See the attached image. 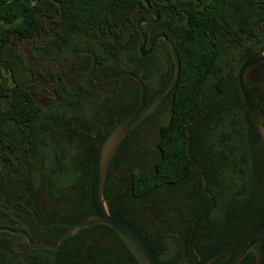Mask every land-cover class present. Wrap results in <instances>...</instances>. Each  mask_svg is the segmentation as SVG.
Returning a JSON list of instances; mask_svg holds the SVG:
<instances>
[{
    "label": "trees",
    "instance_id": "1",
    "mask_svg": "<svg viewBox=\"0 0 264 264\" xmlns=\"http://www.w3.org/2000/svg\"><path fill=\"white\" fill-rule=\"evenodd\" d=\"M149 1L160 19L143 27L147 35L155 37L165 33L173 41L181 60V76L167 102L171 113L168 121L160 126L159 153L153 167L149 173L140 174L132 169L133 162H127V172L132 177L126 184L145 202L151 193L186 184L187 180L192 183L194 173L195 179L202 183L192 159L198 163L216 199L214 209L200 224L202 227L207 219L213 223L212 231L203 233L209 245L207 250L198 242L202 255L206 256L219 246L248 235L264 217V147L238 82L244 61L264 48V33L259 28V21L264 18V0H199L203 5L199 9L197 0H178L175 4V14L181 18L178 22L174 17V0ZM146 17L153 16L143 0H0V91L4 90L8 96L14 92L8 108L0 111V170L16 169L15 162L6 155L9 150H23V162L42 173L41 177L39 174L34 177L37 181L33 185L49 189L48 194L40 195L39 204H32L43 222H75L85 217L44 218L38 206L44 203L45 197L59 207L62 202L71 206L81 202L82 210L87 208L90 212L89 185L95 147L88 158L82 157V144L70 139L68 133L80 115L101 119L103 94L77 87L57 89L54 105H38L25 88L14 87L16 75L25 67L18 52L20 43L25 38L49 33L48 24L51 38L42 47L33 43V50L67 61L76 51L89 47L96 54L98 69L102 70L99 75L119 71L137 74L148 87L146 102L150 103L170 84L174 63L163 40L155 44L150 54H140L142 35L138 21ZM258 67L256 78L248 75V79L264 109V62ZM63 93L67 94L63 96ZM139 98L140 89L131 112L138 107ZM160 112L161 109L155 114ZM109 128L99 132V136ZM62 132L66 133L65 137ZM125 144L126 140L115 158ZM109 179L108 176L107 182ZM203 196L206 204L203 208L195 206L196 217L212 203ZM6 211L12 219L7 227L26 231L34 242H50L44 238L48 232L64 231L59 227L39 226L31 213L20 208ZM99 226L88 229L92 232ZM102 227L118 235L112 228ZM82 232L88 234L87 229ZM218 233L223 235L219 237ZM4 238L11 241L23 237L1 232L0 239ZM188 239L189 234L185 240L187 245ZM174 244H177L175 239ZM229 254L236 252L224 255L215 264H221ZM41 257L48 259L45 264H58L53 250L30 247L23 252L5 249L0 264H29ZM229 261L231 258L222 264ZM239 264H254L253 255L248 254Z\"/></svg>",
    "mask_w": 264,
    "mask_h": 264
},
{
    "label": "flooded vegetation",
    "instance_id": "2",
    "mask_svg": "<svg viewBox=\"0 0 264 264\" xmlns=\"http://www.w3.org/2000/svg\"><path fill=\"white\" fill-rule=\"evenodd\" d=\"M177 2L178 0H174V17H176V22L181 20L180 15L175 14V4ZM195 4L198 9L203 7L199 0ZM46 27L49 33L25 38L20 43L18 52L24 61L25 67H22L16 75L17 84L14 83V87L19 85V87L25 88L31 94L34 101L43 107L54 105L58 98L57 89L65 91L67 88L77 87L86 88L92 93H102L101 119L94 115L90 116L89 114H85V116L80 115L76 117V121L68 133L70 139L77 144H82V157L88 158L93 152L94 147L96 150L97 140L104 136L100 137L99 132L101 133L105 129H108L109 124L112 122L117 123L123 119L125 114L131 112L132 107L137 103L139 86L135 80L128 77L102 82L96 81L90 73L92 56L87 52L93 50L89 47L78 50L80 53L70 67H67V65L70 64L72 57L66 61L62 57L56 59L55 57H48L45 54L33 50V43L42 47L51 38L50 26L47 24ZM153 38L151 35H148V46ZM258 65H255L249 70L247 79L248 75L249 78L251 76L256 78L255 71L258 73V70H260ZM99 72H102V70L97 67L95 75L98 77L105 76L99 75ZM3 91H0V111L8 108L9 99L14 94L11 91L10 96H8ZM148 93L150 92L147 87ZM64 94L67 93H63V96ZM167 102L159 108L161 109L160 113L155 114L158 109L126 138V144L120 151L119 157H116L110 166L108 173L110 179L108 182L106 180L105 197L109 204H112L118 212L127 218L146 237L153 250L167 264H193L191 263L192 256L185 240L187 234L190 237L194 222L198 217L195 216V206L197 205L198 208H203L206 204V199L203 196L205 192L203 189L202 173L198 170L202 177V183H199L195 179L197 174L194 173L192 175V183H190V180H187L186 184L174 185L159 193H151L148 197L149 200L145 202L140 201L132 188L129 187L130 185L126 184L132 177L127 172V162L128 164L133 162L132 169L138 170L140 174L149 173V169L153 167L154 160L159 153L157 146L160 127L157 133V140L153 143L152 149H146L145 147L138 153L136 147L142 142L144 132L150 126H156L154 119L162 113V109L168 105ZM146 104L149 103L146 102ZM96 106L99 107L100 105L96 104ZM67 121L69 122V120ZM65 134V132H62L64 137ZM6 156L15 162L16 169L0 170V195L2 196L0 200V228L7 227V224L12 222L6 210L15 207L26 212L28 209L25 207V203L31 206L32 204L37 205L39 204L40 195L49 193L47 187L33 185V182L37 181L34 177L37 174L41 177L42 173L33 171L28 164L23 162L25 156L23 150H19V148H16L14 151L9 150V154ZM206 198L208 199L207 196ZM49 201L50 199L45 197L43 198L44 203L38 206L44 218L58 216L81 218L80 216L84 215L86 217L93 212L92 207L88 208L89 213L87 208L86 210H82L81 202H77L75 206H71L67 202H62L60 203L61 207H59L56 202L50 203ZM59 228L64 229L63 233L66 230L64 227ZM88 228L83 229H87L88 234L81 233L83 231L81 230L76 235L65 240L60 248L53 250L55 257L58 258V264H138L128 247L118 235L113 234V232L111 233L109 230H105L101 224L99 227L93 228L94 230L92 232ZM212 229L213 223L210 219H207L202 227L199 225L196 245L201 254L202 252L198 242L202 249L206 251L209 245L203 233L212 231ZM63 233L55 230L48 232L44 238L47 241L56 243ZM222 235L221 233L217 234L219 237ZM22 237L19 239L15 238L11 241L6 238L0 239V258L5 249L8 250L11 248L14 252H23L26 250L29 246L26 238L24 236ZM174 239L177 241L176 245L174 244ZM234 252L236 254L238 253V251ZM235 255L229 254L223 258L222 262L225 263ZM16 259L17 256L14 257L13 261ZM47 261L48 259L41 257L40 260H33L29 264H45ZM14 264L20 263L16 262Z\"/></svg>",
    "mask_w": 264,
    "mask_h": 264
},
{
    "label": "water",
    "instance_id": "3",
    "mask_svg": "<svg viewBox=\"0 0 264 264\" xmlns=\"http://www.w3.org/2000/svg\"><path fill=\"white\" fill-rule=\"evenodd\" d=\"M143 1L152 12L153 17L142 18L138 21V26L142 35V42L139 47L140 54L142 56L150 54L155 44L159 40H163L167 45L168 51L170 52L174 63L173 78L168 87L158 97H156L151 103L146 104L147 86L140 76L130 71H121L98 77L95 75V70L97 68L96 54L94 51L87 52L92 56L90 73L96 81L102 82L105 80L128 77L134 79L138 83L140 89L138 107L125 118L115 123L104 134V136L96 142V150L89 185L90 201L93 212L78 222L56 221L46 223L39 218L37 212L31 205L25 203V207L33 215L34 220L39 226L44 228L64 227L66 229L58 242H34L30 234L26 231L15 230L9 227H1L0 232L7 231L16 235L24 236L27 240L28 246L33 249L45 248L49 250H56L63 245L65 240L76 235L81 230L93 225L101 224L112 228L118 234L138 264H165L153 250L146 237L132 223L116 212L105 197V185L110 166L120 146L134 129H136L146 118L154 114L170 99L179 84L181 76V60L179 54L173 41L165 33L155 36L150 41L148 46V35L143 27V24L159 21L160 14L151 5L149 0ZM262 24H264V18L259 21V28L264 33ZM79 53L80 52L78 51L74 53L71 62L67 65V67H70L73 64ZM262 62H264V48L257 50L244 61L238 72V82L243 98L252 117L253 124L264 147V109L255 97L247 79V73L249 70ZM190 138L191 135L189 132L188 148L190 147ZM192 161L203 175V189L208 199L212 202L211 205L196 218L188 240V248L193 259V264H214L220 257L234 251H238V253L228 264H239L240 261L248 254L253 255L254 264H264V217L258 226L245 237L221 245L206 256H203L200 253L196 245L199 225L201 220L214 209L216 199L208 189L207 178L203 170L200 168L198 163H196L193 159Z\"/></svg>",
    "mask_w": 264,
    "mask_h": 264
},
{
    "label": "rangeland",
    "instance_id": "4",
    "mask_svg": "<svg viewBox=\"0 0 264 264\" xmlns=\"http://www.w3.org/2000/svg\"><path fill=\"white\" fill-rule=\"evenodd\" d=\"M170 113H171V107L170 104L166 105L163 109H162V113L160 115H158L155 119L154 122L156 123V126H150L147 131L144 132L143 136V140L140 143V145L138 147H136L137 152L139 153V151H141V149L145 148L146 149H152L153 147V143L157 140V133H158V129L161 125H163L164 123H166L170 117Z\"/></svg>",
    "mask_w": 264,
    "mask_h": 264
}]
</instances>
